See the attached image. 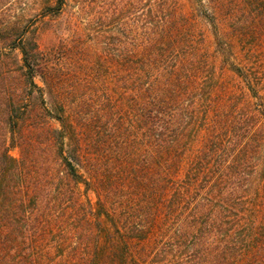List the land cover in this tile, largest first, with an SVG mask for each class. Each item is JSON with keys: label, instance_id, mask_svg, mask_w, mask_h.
<instances>
[{"label": "trees", "instance_id": "trees-1", "mask_svg": "<svg viewBox=\"0 0 264 264\" xmlns=\"http://www.w3.org/2000/svg\"><path fill=\"white\" fill-rule=\"evenodd\" d=\"M14 1L0 0V264H41L29 238L52 230L60 208L63 214L76 207L74 190L79 183L87 189L89 182L78 172L76 148L72 147V158L64 152L67 132L57 115L60 128L47 126L40 114L30 120L45 153L31 137L15 140L18 120L35 98V90L44 102L34 81L44 68V57L25 23L9 13ZM75 1L78 8L85 6V0ZM66 4V0H53V5L44 6V16H61ZM136 8L137 27L129 33L130 42L114 44L110 55L125 66L133 88L143 91L136 116L137 144L139 155L153 157H143L138 169L128 159L117 158L124 164L122 171L107 160L96 175L97 208L90 212L95 219L103 217L120 240L162 234L153 255L171 258L172 264H235L254 244L261 251L246 264H264V96L258 94L264 79L253 68L230 65L255 101L251 106L216 111L202 149L183 176L175 178L182 154L180 139L200 113L196 101L208 98V83L194 85L189 47L183 45L180 33L171 35L178 24L169 0H136ZM97 112L93 121L97 137L108 130L115 155H135L129 125L128 130L117 131L122 124ZM80 113L76 118L82 124ZM107 122L111 126H105ZM98 141L96 155L102 144ZM14 144L18 158L9 153ZM122 206L132 209L121 215ZM258 209L263 215L257 233L250 229L249 220ZM87 217L79 213L78 222ZM76 234L80 241L92 238L82 225Z\"/></svg>", "mask_w": 264, "mask_h": 264}, {"label": "rangeland", "instance_id": "rangeland-1", "mask_svg": "<svg viewBox=\"0 0 264 264\" xmlns=\"http://www.w3.org/2000/svg\"><path fill=\"white\" fill-rule=\"evenodd\" d=\"M66 1L59 17L44 16V6L53 5V0H15L9 11L25 23L27 32L35 38L44 57V68L37 71L34 78L44 102L35 90V98L28 102L23 118L18 120L15 140L31 137L38 147H42L40 153H45L41 140L32 133L30 120L39 118L37 115L40 114V119H46L47 126L60 128L61 122L56 118L60 117L68 137L64 152L72 158V147L76 148L78 172L89 182L87 189L79 183L74 190L76 207L66 209L63 214L60 208L52 230L37 239L29 238L31 251L39 257L41 264H90V261L93 264H172L171 258L164 260L153 255V248L160 242L162 234L158 236L154 232L145 240H120L103 217L95 219L90 212L97 208L96 175L101 173L107 160H112L115 170L122 171L124 164L117 158L128 159V163L136 164L138 169L143 157H153L139 155L137 144L140 131L136 116L137 108L143 102V91L133 88L125 66L110 55L114 44L120 47L129 43V33L136 30L139 14L136 0H85L83 8H78L75 0ZM169 3L178 24L171 28V35L180 33L184 38L183 45L189 47V73L194 85L208 83V98L196 101L200 113L178 145L182 154L173 175L181 178L202 149L216 111L251 106L255 101L230 65L253 68L264 79V0H169ZM17 54V50L14 51V55ZM11 59L7 61L13 65ZM258 94L264 96V86L258 88ZM21 107H25L24 102ZM129 111L131 118L128 121L126 113ZM95 112L106 119H114L116 125L122 124V129L117 126V131L127 129L129 125L132 132H127L134 143L135 155H115V141L109 142L108 130L97 137L93 128ZM76 113H80L82 124ZM121 118L124 119L120 121ZM97 141L102 143L98 155L94 150ZM9 153L15 158L20 155L15 144L9 147ZM131 209L122 206L120 214L126 215ZM79 213L88 216L82 224L77 219ZM262 215V210L258 209L249 220L250 229H257V233ZM78 225H82L86 233L90 231L92 238L85 237L80 241L76 234ZM260 251L254 244L253 249L243 253L235 264H246L250 256L253 259Z\"/></svg>", "mask_w": 264, "mask_h": 264}]
</instances>
